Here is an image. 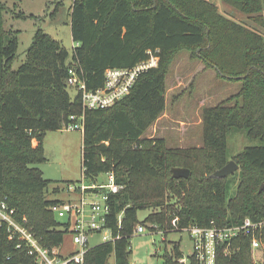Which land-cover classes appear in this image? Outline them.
Listing matches in <instances>:
<instances>
[{
	"label": "trees",
	"instance_id": "16d2710c",
	"mask_svg": "<svg viewBox=\"0 0 264 264\" xmlns=\"http://www.w3.org/2000/svg\"><path fill=\"white\" fill-rule=\"evenodd\" d=\"M71 1V37L77 44L71 52L37 26L25 58L14 67L19 31L6 25L5 2L0 0V204L5 203V212L42 247L53 250L62 244L69 222L51 206L64 201L46 196L52 180L37 165L46 160L45 131L61 129L70 115L83 114L82 177L93 184L100 173L112 171L120 186L107 201L106 225L114 238L88 246L84 264H107L110 255L115 264H130L139 210L149 209L143 222L163 233L191 224L209 226L213 221L223 226L245 217L264 218V187L259 192L264 184L263 38L248 26L225 20L205 0ZM226 1L247 13L260 12L257 19L264 28V0ZM210 15L223 26L203 22ZM180 48H200L197 56L206 65L241 85L231 100L203 108L202 146L168 148L163 138L144 134L165 109L168 64ZM225 49L231 50L228 57ZM146 60L157 65L143 71L131 91L109 107L84 109L79 95H70V67L94 90L103 85L107 68ZM231 130L245 131L263 143L233 157L241 175L233 194L228 192L229 175H212L229 160ZM172 167L188 168L189 177L173 178ZM251 256L250 235L241 231L218 247L216 264H253ZM180 258L179 242L165 247L164 264H184ZM33 261L25 240L0 220V264ZM188 264H198L193 254Z\"/></svg>",
	"mask_w": 264,
	"mask_h": 264
},
{
	"label": "rangeland",
	"instance_id": "374dc122",
	"mask_svg": "<svg viewBox=\"0 0 264 264\" xmlns=\"http://www.w3.org/2000/svg\"><path fill=\"white\" fill-rule=\"evenodd\" d=\"M205 1L214 6L216 14L227 21L234 22L236 26L250 27L264 41V28L257 19L260 12H244L226 0ZM4 2L6 25L19 31L18 58L14 67H17L25 58V51L37 26L59 40L69 52L77 45L71 37L69 15L71 0H20L17 2L4 0ZM15 14H21L22 18H14ZM204 18L203 22L207 24L213 21L215 26H223L222 21L213 20L215 17L212 15L210 18L206 16ZM200 51V48L196 50L180 48L172 52L166 73L165 109L144 134L146 137L163 138L168 148L202 146L203 108L231 100L241 85L238 81L226 79V76L214 66L206 65L197 56ZM229 55H231V50L225 49L224 56ZM68 90L71 96L76 95L73 87H69ZM36 143L37 141L33 139L32 145ZM262 144L260 139L248 138L245 131L231 130L228 132V159L238 165V169L229 175L228 192L230 194H233L241 177L240 164L233 157L245 147ZM43 148L46 160L37 166L42 170L44 177L52 180L46 196L49 199L77 201L79 185H93L81 174L82 131L65 128L46 130L43 135ZM94 181V184L107 183L108 176L105 172L100 173ZM54 187H58L57 192H53ZM96 195L95 197L93 192H88L86 197L88 200L94 198L101 202L102 196ZM149 213V209L137 212V220L145 224V231L133 234L130 239L131 252L128 255L130 264H164L165 247L172 248L174 242H179L183 257L189 260L193 252V243L188 231L185 229L171 230L163 233L153 230L150 224L143 222ZM65 219L66 217H63L61 220L65 221ZM97 242H100V235H92L90 244ZM72 249L70 232H66L60 251L66 253ZM251 258L253 261L252 256ZM107 264H115L113 255L108 257Z\"/></svg>",
	"mask_w": 264,
	"mask_h": 264
},
{
	"label": "built area",
	"instance_id": "2783aa9c",
	"mask_svg": "<svg viewBox=\"0 0 264 264\" xmlns=\"http://www.w3.org/2000/svg\"><path fill=\"white\" fill-rule=\"evenodd\" d=\"M157 65L156 60H146L132 67H110L104 72V83L101 87L87 89L85 82L79 77L76 69H68L67 84L76 90L82 107L85 109L106 108L127 95L138 76L145 70ZM84 115L72 114L69 122L63 125L65 129H78L83 131ZM107 183H99L86 186L80 184L77 201H64L61 204L51 206V210L59 218L66 217L69 222L68 232L71 235L73 249L63 253L60 246L53 250L44 248L34 235L25 227L14 222L12 217L5 212V203L0 204V220H4L13 227L19 237L25 240L28 254L34 255L33 264H84V254L92 235L99 234L100 241L112 240V230L106 225V215L109 212L108 198L110 193L118 192L120 186L115 182L112 171L106 172ZM93 192L102 196V201L94 198L87 199L86 194ZM12 213V210L9 211ZM3 217H2V216ZM119 214V220L121 218ZM188 231L193 245V256L198 264H216L218 247L230 241L241 231L250 235L251 253L253 264H264V218L252 220L245 217L240 223L218 226L213 221L209 226L191 224L185 228ZM145 231L144 223H137L132 234H140ZM180 262L188 263L184 257Z\"/></svg>",
	"mask_w": 264,
	"mask_h": 264
},
{
	"label": "water",
	"instance_id": "95a60500",
	"mask_svg": "<svg viewBox=\"0 0 264 264\" xmlns=\"http://www.w3.org/2000/svg\"><path fill=\"white\" fill-rule=\"evenodd\" d=\"M238 169V165L233 161L229 160L225 165L213 172V176L223 178L232 174ZM173 178H188L190 175V170L186 167H172L171 168ZM264 184L259 187V192L262 191Z\"/></svg>",
	"mask_w": 264,
	"mask_h": 264
},
{
	"label": "crops",
	"instance_id": "0c3cea01",
	"mask_svg": "<svg viewBox=\"0 0 264 264\" xmlns=\"http://www.w3.org/2000/svg\"><path fill=\"white\" fill-rule=\"evenodd\" d=\"M100 242H101V241H100ZM100 242H97V243H94V244H90V246H91V245H95V244H98V243H100ZM60 247H61V246H60ZM60 247H59V248H60Z\"/></svg>",
	"mask_w": 264,
	"mask_h": 264
}]
</instances>
